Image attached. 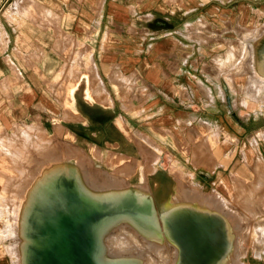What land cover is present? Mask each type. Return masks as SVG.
<instances>
[{"label":"crops","instance_id":"1","mask_svg":"<svg viewBox=\"0 0 264 264\" xmlns=\"http://www.w3.org/2000/svg\"><path fill=\"white\" fill-rule=\"evenodd\" d=\"M263 22L264 0H28L23 6L8 5L0 10V142L13 146L14 132L21 126L46 125L47 120L69 125L77 121L72 119L76 115L91 120L89 109L94 108L117 109L121 123L127 117L134 135L141 131L159 148L173 133L167 121L181 128L203 125L204 133L227 134L230 146L225 156L215 150L212 157L199 156L200 173L230 169L231 194H238L246 178L247 184L254 181L260 188L263 200L264 102L243 117L233 91L226 102L224 90L216 93L205 80L221 79L209 62L218 59L222 46L230 45L227 40H237L239 32L248 35ZM88 62L96 84L90 71L79 72ZM81 78L86 80L83 100L76 91ZM76 82L70 97L68 89ZM87 89L98 98H89ZM110 119L105 121L108 126ZM120 131L118 137L108 133L105 142L117 143L112 148L118 155L138 157L125 145L131 139ZM247 132L252 147L245 142L244 168L238 169L237 148ZM218 141L221 151L227 141ZM164 147L175 152L173 145ZM212 158L217 161L214 168L205 167ZM258 248L240 249V254L245 251L244 264H264ZM0 264H11L2 245Z\"/></svg>","mask_w":264,"mask_h":264},{"label":"rangeland","instance_id":"2","mask_svg":"<svg viewBox=\"0 0 264 264\" xmlns=\"http://www.w3.org/2000/svg\"><path fill=\"white\" fill-rule=\"evenodd\" d=\"M27 1L28 0H0V10L11 4L15 6H23L27 3ZM252 36L253 40L252 42H250ZM262 37H264V22L255 26L252 29V32L248 33V35H244V33L239 32L237 40H232L233 42L227 40L232 47H230V45L222 46L220 50L221 54L216 56V59H218L215 61V58H212V61L209 62V69H215L217 74L221 76V79L219 77L214 78L213 76H210V78H205L206 84L210 85V87L212 88L216 87V93L220 94V90H224L225 96H222V98L226 102H228L231 91H233L232 96H234V99L236 98L239 104L238 112L241 113L243 117L248 116V113L252 114L253 112L258 111L256 107L260 106V104L264 102V75H261L260 71L257 68V66L260 65L258 63H260V58L262 57L258 56L255 53L253 45L256 44V41ZM236 59L237 61H235ZM85 65L86 67L80 69L79 72L90 71V74H92V77H94L95 81H93V84H96L97 82L95 80V72L93 68V71L91 69L93 65L92 62H88ZM100 84L102 85V88L105 89L102 80H100ZM84 85H86V80L85 78H81L79 87L76 90L78 91V95L79 97H81V100H83L82 92L84 89ZM76 86L77 82L73 83L69 87L68 95L70 97L73 96V92ZM86 93L89 98H98V96L89 89H87ZM66 102L68 105L72 104V101L70 99H67ZM93 105L97 107L98 103L93 102ZM104 109H89L91 120H88L81 115L72 116V119L77 121L72 122V124L69 125H52L47 120L46 125L21 126L14 132L15 141L13 142V146H10L11 144L6 145V142H4L3 144L0 142V245L5 248L8 260L11 264H21L20 255L22 251L20 250V248H22L21 245L24 240L26 241L27 239H29L26 238L28 237V235L24 232L25 230L23 228L24 219H26V203L28 204V202L30 201L28 200V196H30L29 193H31L32 191L43 189V187L47 185V182L45 181L46 177H50L51 175H53L51 170L55 168L62 169L65 163L70 160L73 163V168L76 170L77 175H80L79 177L77 176L78 180L80 179L84 183L79 180L81 183L79 184V181L77 180L78 185L76 187V194H71L69 198L75 199L79 195L84 199H86L87 197L86 200L92 201L95 207L98 208L100 206L102 207V204L107 205L109 201L113 203L114 198L117 195H120L127 190L129 191V198L136 196L138 200L140 199V202H143L147 199L152 204L153 210H151V213L149 214L152 215V219L154 222L160 218L159 212H161V204L166 200L171 199L169 200L170 202L176 201V203H186L190 198L189 203H191V198L192 201L194 199L193 202H197V199H201L204 194H208L211 196L215 195L218 199L220 197L221 200L219 199V203L221 202V205L222 202L224 203V205L222 206L224 207V209H227V212H229L230 215L232 213V217H235V219L237 218V220H241L242 223L244 222L243 224L241 223V231L244 230L245 232H241L239 230V233L241 232L242 235L238 233V237L241 236L239 237V241L242 242L243 239L242 244H244L242 245L241 242L239 243L240 249L249 245L258 246L260 244V237L258 236L260 234L258 229L260 228L261 230L264 227V198L262 200L261 196H259L261 192L260 188H257L256 185L253 184L254 181L251 180V183L249 182L247 184L248 179L244 178L242 182L239 183L240 188L238 190V194L236 190L233 194H231L229 185L231 183V176L233 174L231 175V173L229 172L230 169L220 167L219 169L213 170L214 172H209L208 174L200 173L201 170L199 169V167L202 166L198 163L199 156L212 157L214 150L218 153L221 152L222 156L226 155V152H228V148L230 146V140L227 134L218 132L217 135L220 134L218 138L217 135H213V132L204 133L203 130L205 129L203 128V125H199V127H197L196 125H191L188 127L183 124V127L181 128L175 124V121H167L166 127L173 132V135L168 134L170 141L164 144L173 145V149H175L174 152L171 149H166L164 147V144L159 148L156 142H154L151 138H149L141 131H136L135 135L138 137L137 138L134 135L135 130L132 127V123L127 117L122 116L123 123H125L126 125L124 126L123 123H121V117H117L119 114V111L117 109ZM207 115H212V113L207 111ZM108 118H111V123L109 126L105 123ZM228 119H230V117H228ZM232 120L235 121L236 118H234L233 116ZM239 120H242L240 116ZM128 122L131 125H129ZM250 124L251 126H253L252 123ZM227 126H229V123H227ZM206 128L208 130L210 128V125H207ZM120 129L123 131V133H125L126 137L131 139V143L125 141L126 147H128L129 145V149L134 150L138 154V157L127 158L123 155H118L114 153V149L112 148V146H116L117 143L111 145L112 143L105 142V137L108 133L114 135L115 137L121 136L122 132L120 131ZM225 136H227L228 140L225 139ZM250 136L251 135H249V133L247 132L238 144V152L236 156L238 160V169L244 168V159L242 160V152L246 147L245 142L248 144L249 148L252 147L250 144ZM173 137L176 139L174 144L171 142ZM218 139L220 140V142L224 140L227 141V143L222 144V146L224 147L221 151L219 148L221 144L219 143ZM253 141L256 142V139H254ZM102 142L108 145H106L105 147L104 145H100L102 144ZM109 144L111 146H109ZM212 147H216L217 150ZM150 148L155 153L152 152ZM212 160L213 161L211 163L204 164L205 167L213 169L214 164H216L217 161L215 158H212ZM62 162L64 163L62 164ZM75 167L78 168L76 169ZM78 170L80 171V173L78 172ZM91 172L95 174L91 175L93 174ZM100 172L102 174H100ZM87 176H89V180H86ZM96 176L99 178L97 179ZM92 178L94 179V181L92 180ZM85 180L88 181V183L90 181L89 184L91 185L86 183ZM92 183H94L95 185H93ZM82 184H84V186ZM96 184H99V187H97ZM80 185L84 187L82 188V190H85V187L90 188L89 190L86 188V190L90 192L92 191L91 188L93 189L94 186H96V190H100V188L103 187L101 188L102 193L97 192L93 189L92 192L94 193H91L93 195H88L87 191L86 193L85 191H81V188H79ZM246 187L248 188V190H246ZM193 189H195V192L193 191ZM190 191H193V193ZM240 191L243 192L242 195L240 194ZM81 192H84L83 194L85 197L81 194ZM189 192L191 193V195ZM247 193L249 194V196L246 195ZM94 194L98 195L95 196ZM100 194L103 197L100 196ZM173 194H175L174 199H172V197L174 196ZM184 196L188 197V199H185ZM224 198L225 200H223ZM256 198L258 200H253ZM92 199H94L95 201ZM184 199L186 202L184 201ZM96 200H100V202L97 203ZM101 200L102 204H100ZM228 209L230 211H228ZM231 210H235V212H231ZM142 212L144 213V210ZM129 215L130 214L124 212L115 213L113 214V216H115L114 218L113 216H110L108 217L109 222L104 221L105 223L102 224L105 228H103L105 231H103V229L102 231L108 233L107 231L110 230L107 234L110 237H108L106 233H104L103 239L106 240L105 243L109 245L107 246L106 244H104L105 247L103 245L101 249H96L97 254L99 255H97V257L99 259V262H101L100 264H108V261L106 262V260L110 257L111 259L112 257L115 258L119 252V249L121 255L124 254L122 256L118 254L119 258L117 257L118 259L122 260L124 256L123 260L125 261L122 260V264H130L131 262L133 264H165L166 262V264H178V254L176 257L174 253L177 252V250H171L175 247H169V250L167 245H161L160 243H157V240H154L155 238H157V233L154 232L151 228V223L148 225V227L146 224L144 226L143 223L142 226L137 222V220H135L136 218L133 217V215ZM123 216L124 220L121 219L123 218ZM126 217L130 220H126ZM119 220H121L122 223ZM114 221L117 223H115ZM242 227H245V229H243ZM135 228L137 230H135ZM101 232L99 234L103 233ZM110 232H112L111 235ZM244 233L246 236H243ZM108 238L110 239L107 240ZM151 240L155 241L156 243H153ZM152 244H154L155 246L157 245L158 247L161 245L159 247L160 249L157 247V250L154 245V247L152 246ZM109 246L112 250H109L110 248L108 249ZM15 247H17V252L14 250ZM103 247L104 249L106 248V250H104ZM116 247L118 249H116ZM130 247L131 249H129L128 252L127 250ZM107 249L109 250V252H116L117 250L118 251L116 252V254H114V252L113 254L110 252V255L108 257ZM125 249L127 250L125 251ZM141 249L142 252L143 250H146L147 252L145 251L146 253H142ZM164 249L167 252L164 251V253H162ZM259 250L260 249H258L257 251ZM104 251H107V253ZM257 251L256 254L263 260L264 255H262V253L261 255L258 254ZM102 252L106 253L107 255ZM130 252L132 254H130ZM139 252H141L142 254ZM154 252L156 254H153ZM125 255H128L129 257ZM133 255L138 256V258L135 259V262L133 259ZM151 255H154V258ZM105 256L107 257V259ZM241 256L242 255H240V259ZM249 256L250 255H248V257ZM125 257L128 258L126 259ZM158 257L162 260H159ZM149 258H151L152 260ZM137 259L139 260V262ZM140 259L142 261L144 260L143 263ZM164 259L167 261H165ZM175 259L176 261H174ZM246 260L248 259L246 258Z\"/></svg>","mask_w":264,"mask_h":264},{"label":"bare ground","instance_id":"3","mask_svg":"<svg viewBox=\"0 0 264 264\" xmlns=\"http://www.w3.org/2000/svg\"><path fill=\"white\" fill-rule=\"evenodd\" d=\"M253 45H254L255 53L258 56L262 57L260 58V63H258L260 65L257 66V68L260 71L261 75H264V37L257 40L256 44H253ZM66 157H70V156H66ZM63 163L64 162H62V164ZM51 172L53 175H51L50 177H46V180H45L47 182L46 183L47 185H45L43 189L41 190L32 191L31 193H29L30 196H28L29 197L28 200L30 201L28 202V204L26 203L27 205L26 213H25L26 219H24L23 228L25 230L24 232L28 235V237L26 238H29V239H27L26 241L24 240V242L21 245L23 249L20 248V250L22 251L20 255L21 264H100L101 262H99V259L97 257L98 254H97L96 249L97 248L101 249V247L104 244H106L105 243L106 240L103 239V235L106 232H103L105 231L104 230L105 228L102 224L105 223L104 221L109 222L108 217L113 216V214L120 213V212L133 215V217L136 218L135 220H137V222L140 225H142L143 223L144 226L146 224L148 227V225L151 223V228L153 229L154 232L157 233V238H155L154 240H157V243H160L161 245L163 244L167 245L169 250H170L169 247H172V246L175 248L171 250H175V249L177 250V252H174V251L173 252L175 253L176 257L178 254V259H177L178 264H185V261H186V264H244L243 261L240 259V255L245 251H243L240 254L239 243L241 241H239L240 240L239 237L241 236L238 237L239 230L241 231V225L244 222L242 223L241 220H237V218L235 219V217L231 216L232 213L230 215L229 212H227V209H224V207L222 206L224 205V203L222 202V205H221V202L219 203V201L221 200L220 197H219L220 199L219 200L217 196L215 195L211 196L208 194L206 195L204 194L201 199L196 198L197 202H193L194 199L192 201V198H191V203H189L190 198L189 200H187V202L185 201L186 198L188 199V197H185V196H184L185 197L184 201L186 203H181V202L176 203V201L170 202L169 200L171 199L166 200L165 202L161 204L160 210L162 212V215H161V212H159L160 218L153 222L152 215L149 214L151 213V210H153L152 204L147 199L144 200L143 202H140L139 201L140 199L138 200L136 196L129 198V195H128L129 191L127 190H126L127 192L125 191L124 193L117 195L114 198L113 203H111L110 201L107 203L106 201L103 200L104 202L107 203V205H105V204H102V200H101L100 204H102V207L100 206L98 208L95 207L92 201L86 200L87 197L86 199H84V198H81L80 195L79 196L76 195L77 198L75 199L69 198L71 194H74V193L76 194V187L78 185L77 180H78V177L80 176V175H77L76 170L73 168V163L71 162V160L66 162L65 165L62 167V169L55 168L51 170ZM78 172L80 173L79 170ZM94 174L95 173L91 175H94ZM100 174L102 173L100 172ZM88 177L89 176H87L86 180H89ZM96 178L98 179L99 177L96 176ZM92 180L94 181L93 178ZM80 181H79V184H81ZM86 183H88V181H86ZM92 184L95 185L94 183ZM82 185L84 186V184ZM82 185L78 187L81 188V191H85V193L87 191L88 195L91 193H94L92 191L93 189L94 190L97 189L96 186L99 187V184L98 185L96 184V186H94L93 189L91 188L92 191L90 192L88 191L90 189L88 187H85V190H82V188H84L82 187ZM86 188L88 190H86ZM101 188L100 190L98 189L99 191L98 190L96 191L102 193ZM194 190L195 189H193V191ZM193 191H190V192L193 193ZM83 193L84 192H81V194L84 196ZM94 195L96 196L98 194H94ZM173 195H174L173 197L171 196L172 199L175 198V194ZM100 196L102 195L100 194ZM89 197H92V196H89ZM223 200H225V198ZM96 202L98 203L100 202V200L99 201L96 200ZM143 210H144V213L142 212ZM228 211L230 210L228 209ZM233 211L235 212V210ZM233 211L231 210V212ZM114 217L115 216H113V218ZM121 219L124 220V216ZM87 220H88V223L86 225L85 222H87ZM126 220L129 221L130 219L127 218ZM110 224H114V223H110ZM242 228L245 229V227H242ZM106 229H109V228H106ZM135 230L137 229L135 228ZM109 231L107 232L109 233ZM258 231L260 234L258 235L260 237V242L258 241L260 243V244L258 243L260 245L259 246L260 248L258 249L260 250L257 252L258 254L261 255V252H264V227L261 230L259 228ZM100 232L102 234H99ZM241 232L239 234H241ZM108 233H106V235ZM111 233L112 232H110V235ZM107 236L110 237L109 235ZM243 236H246L245 233ZM109 239L110 238H108L107 240ZM152 242L156 243L155 241H152ZM242 242H243V239H242ZM106 245L108 246L109 244H106ZM153 245L154 244H152V246ZM110 246L108 247V249L110 248ZM155 247L158 250L159 247L157 245ZM108 249L107 251H108V257H109L110 252H111V251L109 252V250H112V249L111 248L109 250ZM116 249L118 248L116 247ZM129 249H131V247L128 248V250L125 249V251L127 250L129 252ZM165 249L163 250L162 253H164V251L167 250ZM242 249H245V247ZM14 250L16 251L17 247H15ZM104 250H106V248ZM107 251H104V252L107 253ZM145 251L146 250H143L142 252V249H141L142 253H144ZM113 252L111 253L113 254ZM116 252H114V254H116ZM106 253L104 254L107 255ZM118 254L121 255L120 249H119ZM118 254L117 256L115 255L116 256L115 258L112 257V259L111 257L107 259V257L105 256L107 259L106 262L108 261V264H122L121 261L124 259V256H123V259L120 260L118 259L119 258ZM130 254L132 253L130 252ZM153 254H156V253L154 252ZM160 255H161V252H160ZM125 256H128V255H125ZM135 256L133 257L134 262H135V259L138 258V256L136 257ZM128 257H125V258L127 259ZM159 257L158 259L162 260ZM174 261H176V259ZM130 264H133V263L131 262Z\"/></svg>","mask_w":264,"mask_h":264},{"label":"water","instance_id":"4","mask_svg":"<svg viewBox=\"0 0 264 264\" xmlns=\"http://www.w3.org/2000/svg\"><path fill=\"white\" fill-rule=\"evenodd\" d=\"M86 223V225H87V223H88V220H87V222H85Z\"/></svg>","mask_w":264,"mask_h":264}]
</instances>
